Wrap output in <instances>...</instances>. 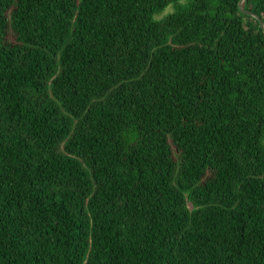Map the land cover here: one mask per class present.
I'll return each instance as SVG.
<instances>
[{"label": "trees", "instance_id": "1", "mask_svg": "<svg viewBox=\"0 0 264 264\" xmlns=\"http://www.w3.org/2000/svg\"><path fill=\"white\" fill-rule=\"evenodd\" d=\"M239 1L0 0V264H264Z\"/></svg>", "mask_w": 264, "mask_h": 264}, {"label": "water", "instance_id": "2", "mask_svg": "<svg viewBox=\"0 0 264 264\" xmlns=\"http://www.w3.org/2000/svg\"><path fill=\"white\" fill-rule=\"evenodd\" d=\"M242 1H243V0H240V1H239V7H240L241 11H243V12H245V13H247V14H251V15H253L254 17H256V18L259 20L261 27L264 29V24H263V22L261 21L260 17H258L256 14L252 13L250 10H246V9L242 8Z\"/></svg>", "mask_w": 264, "mask_h": 264}]
</instances>
